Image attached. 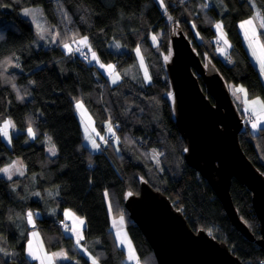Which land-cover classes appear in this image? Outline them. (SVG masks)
Wrapping results in <instances>:
<instances>
[{
	"label": "trees",
	"instance_id": "trees-1",
	"mask_svg": "<svg viewBox=\"0 0 264 264\" xmlns=\"http://www.w3.org/2000/svg\"><path fill=\"white\" fill-rule=\"evenodd\" d=\"M208 1L205 8V0H162L161 5L157 0H0V122L9 117L18 129L10 146L0 135V168L14 156L24 164L23 175L11 179L0 175V264H7L9 258L17 264H33L25 256L26 211H42L41 202L31 194L38 191L44 196L50 188L57 192L48 199L46 215L34 214L44 248H64L77 258V263L58 264H91L58 225L64 207L84 217L80 243L98 264H129L110 228L111 212L124 214L138 263L156 264L152 248L124 207L126 196L138 192L141 179L166 195L192 229H203L224 242L244 264H264L263 248L233 227L206 179L185 162V143L174 121L165 57L161 58L149 39L151 31L162 29L158 43L168 51L167 34L181 29L199 57L214 63L227 86L242 83L248 97L260 96L264 101V78L248 54L239 28L241 19L255 10L264 12V0H255V8L251 0ZM32 5H41L59 42L34 46L31 23L19 13ZM163 9L171 16L170 22ZM216 22L223 23L231 45L223 53L215 40ZM79 35L88 37L102 61H114L121 71L132 61V48L139 43L151 81L144 84L123 74L111 85L101 74L97 77L93 64L61 46L63 40ZM111 39L128 50H110L107 43ZM73 98L83 100L98 129H103V120L112 124V139H99V147L94 149L85 144ZM238 110L241 114L242 109ZM248 120L251 115L243 118L240 145L264 174V127L252 132ZM28 126L34 127L36 135L26 142ZM47 139L54 144L55 155L46 151ZM151 148L158 158L148 153ZM229 191L239 217L259 237L251 192L234 178Z\"/></svg>",
	"mask_w": 264,
	"mask_h": 264
},
{
	"label": "water",
	"instance_id": "water-1",
	"mask_svg": "<svg viewBox=\"0 0 264 264\" xmlns=\"http://www.w3.org/2000/svg\"><path fill=\"white\" fill-rule=\"evenodd\" d=\"M170 46L164 67L175 125L185 143L183 158L206 179L233 227L264 250V174L241 148L238 134L243 118L238 107L217 67L210 59L199 57L181 29L171 33ZM233 178L251 192L259 237L233 204L229 191ZM131 194L124 207L152 248L156 264H244L224 242L203 229H192L169 198L146 180L141 179L138 192ZM28 212L32 211H26L27 226L34 228L37 220L33 215L29 223ZM7 264L17 262L11 259Z\"/></svg>",
	"mask_w": 264,
	"mask_h": 264
},
{
	"label": "rangeland",
	"instance_id": "rangeland-1",
	"mask_svg": "<svg viewBox=\"0 0 264 264\" xmlns=\"http://www.w3.org/2000/svg\"><path fill=\"white\" fill-rule=\"evenodd\" d=\"M157 1H158L159 5H161L162 0H157ZM205 4L210 5L208 0H205ZM205 4H203V5H205ZM25 9H35V10H37L36 13H35V19L31 15L30 16L24 15V10ZM255 11H257V10H255ZM255 11H254L253 15L255 14ZM163 12H164V15H165V18L167 19V21L170 22L172 20V18L169 19V17H171V16L168 14L167 10H164L163 9ZM19 13L23 17L28 18L29 22L31 23V26H32L33 31H34L33 44H34L35 47H39V46H51V45H54L57 41L59 42V38L57 37V33H56V31H54L53 26L48 22L47 18L45 17L41 5H32V6H29V7H24V8H22V9L19 10ZM251 17L252 16H249V17L243 18L241 20L244 21V20L249 19ZM37 23H39V25L45 30L42 33L43 34V39H41V36L38 34ZM239 28H240V24H239ZM240 30H241V34H242V38H243L242 39L243 44H244V46H245V48H246L249 56L251 57V59L253 60V62L255 63V65L258 66V68L260 70L259 63H258L256 57H254L252 55V51L248 47V42L245 40L243 30L241 28H240ZM59 32H61V34L64 35V36H66L67 38L69 36H71L64 29H61L60 30V28H59ZM163 34H164V31L162 29H158L156 32L155 31H151L149 33V39L152 42V44L155 45V50L160 53L161 58L168 57V55H169L168 54V51L170 53V50H171V46H170V36H169V34H167V38L169 40L168 51H163L161 49V47L159 46L158 41H159V39H160V41L162 40ZM215 35H216L215 40L217 41V44H218V34H217V31H216V34ZM85 36L86 35H79V36L75 37V40H79L80 38L85 37ZM153 36H156L157 37V41L155 43L152 40V37ZM69 38H71V37H69ZM67 40H69V39L63 40L64 43H62V45H61L62 48L64 49V51L67 52V53H69L68 49L64 48V46H63L65 43H68L71 46V48L73 49L72 52H74L75 49L78 48V47L81 48V50L86 49L87 50V53L85 55H82V56H84V57L86 56L87 59L86 58L85 59L90 64H93V68H94V72H95L96 76L97 77H100V74H101L104 77V80L106 79L108 82H110L111 85L114 84V83H112V80L116 77V74L117 73H119V77L120 78L124 74V75H126L128 77H131V78H133V79H135L137 81H140V82H142L144 84H148L151 81V79H150V81H146L145 80V68H147L148 75L151 77V75L149 73V69H148V67L146 65V62H145V58L143 57L144 58V66H141L140 59L137 56V53L135 51V49L139 46L140 49H141V55L143 56V54H142V47H141V45L139 43L132 48V52H133L132 61L126 63L121 68L122 69V71H121V70L118 69V67H117V65H116V63L114 61H107V62L102 61L98 57L97 53L91 48L92 51H94L96 53L97 57L99 58L100 63H103L105 65H113L114 66V69H112V70H109L106 67L105 68H101L100 67V63H97L96 60H92V58H91V52H89V50H88L87 47L82 46V45H79L78 43H75L74 42V39H71L70 41H67ZM117 45H118V47H117ZM107 47L110 50H112V51H114L116 53L121 52V51L128 50L127 47L121 45L118 41H116L114 39H111L107 43ZM77 53L81 55L80 52H77ZM257 54L258 55L260 54L259 51L257 52ZM261 77L264 78L263 75H261ZM120 78H119V80H120ZM118 81H117V83H118ZM229 85H230L228 87L229 92H230V89L233 90V92H234V89L240 88V87L246 89L245 85L242 84V83H230ZM242 94L243 93H240L241 97H242ZM230 95H231V93H230ZM254 97L261 99L260 96H254ZM254 97H251L250 101L253 100ZM234 98L237 99V97H234ZM77 101H80L83 104V108L80 109V110H78L76 108V102ZM73 103H74L75 111H76V113H77V115L79 117V120H80L81 130H82V133L84 135V142L91 149H94L95 147L93 146L92 140H94L95 143H97L98 140L101 139V137L104 136L105 130L108 128L109 121L108 120H103V129L102 130L100 128L98 129L97 126L95 125V121H94L93 116L91 115V113L89 112V110L87 109V107L85 106L83 100L81 98H73ZM242 114H243V118H246V117L248 118V116H249L247 114V112H245V111H241V115ZM252 119H253V117H252ZM5 121H11V119L9 117H6L5 119H3L0 122V126H3V124H4ZM250 125H251L252 132H255L258 129V128L253 129L252 124H250ZM29 127H31L33 129V131H34V133L36 135V130L34 129V127H32V126L26 127L25 128V131L27 133L26 142L33 140V137H30L28 135V132H27V129ZM93 129H95V131H93ZM8 131H9V136L11 138L12 134L16 133L18 131V129L16 127H10ZM97 133L99 135H97ZM1 137L4 140L5 144L8 145V146H10L11 143H9V140L7 138L3 137L2 135H1ZM44 145H45V149L48 152V154L52 155V153L49 151V148H51L54 145L52 143V141L47 139V140L44 141ZM148 153L149 154H154V156L158 158V153L155 152L154 149H152V148L149 149ZM14 162L17 164V167L20 169V171L23 172L24 171V164H23V162H22V160H21V158L19 156H14L13 157V160L9 164H6V165H4L1 168L7 167L11 163H14ZM0 175L8 178V175L5 174V173H3V172H0ZM18 175H21L20 172L17 171L15 168H13L12 169V176H11V178L12 177H15V176H18ZM45 192H47V193L44 196H42L41 193H39L38 191L37 192H34V191L32 192L31 198L32 199H38L41 202V204H42V211L39 208H33V210H32L33 215L34 214L36 216H41L42 214H45L46 215L47 208L49 207L48 206V199L50 198V196H52L54 193L57 192V188H50V190H46ZM37 193L39 195H37ZM108 205H109V208L111 210L110 204H108ZM42 212H44V213H42ZM48 214H50V213H48ZM123 215H124L123 213L118 214V215H113L112 212H111V217L116 218V219H119V224H116V225L115 224L114 225L113 224H110V228L113 231L115 242L117 243V245L119 247H121L124 250V260L127 263H131V262H134L135 259L129 260L128 257H129V254H130V250L134 249V251H135V247H134L133 241H132V239H131L128 231H127V228H126L127 227V221L125 220V218L123 217ZM77 216L79 218H82L84 220V226H85V219H84V217H82L80 215H77ZM121 217H123V223H120ZM65 222L68 223V221L65 220L62 224H60L59 227H63L64 224H65ZM68 225H69V223H68ZM84 226H83V229H84ZM64 231H65V228H64ZM83 236H84V233H83ZM29 241L32 242V250L36 254H38V255H40L42 257L45 254H47V255L50 256L52 253H58V252L63 251L65 253H67L68 257L70 258V259H56V258H54L53 264H58L59 262H63V261H58V260H64V261H68V262L69 261L70 262H73V260H76L77 261V258L76 257H74V258L70 257V255L68 254V252L64 248H58V249L52 250L51 252L50 251H46V249L44 248V245H43L41 236H40L39 229H38V227H34V228H30V229L28 228L27 229V231H26V243H25V256H26L27 259H29L31 262H33V264H40V261L39 260L32 259V257L29 256ZM121 241H123V243H121ZM86 254L89 255V257L92 258L91 254L88 251L86 252ZM135 255H136V251H135ZM9 260H11V259L9 258ZM134 264H141V263L136 262Z\"/></svg>",
	"mask_w": 264,
	"mask_h": 264
},
{
	"label": "snow or ice",
	"instance_id": "snow-or-ice-1",
	"mask_svg": "<svg viewBox=\"0 0 264 264\" xmlns=\"http://www.w3.org/2000/svg\"><path fill=\"white\" fill-rule=\"evenodd\" d=\"M251 2H252L253 7L255 8V0H251ZM203 7L207 8L208 5L205 4V5H203ZM36 11L37 10H35V9H25L24 15H26V16L31 15L35 19ZM169 19H171V17H169ZM214 27L216 28V31L218 34V43L220 41H223L224 45H226L227 47H231V45L229 44V42L227 40V34L224 32L223 23L222 22H216L214 24ZM193 28H195V25H193ZM240 28L244 32L245 40L248 42V47L252 51V55L254 57H256L258 63L260 64L261 74L264 75V42H261V39H260V37L262 35L260 30H264V12L257 10L251 18L246 19V20L241 22ZM37 30H38V34L41 36V39H43L42 33L45 30L39 25V23H37ZM73 39H74L75 43H78L79 45L87 47L89 52H91L92 60H96L97 63H100L99 58L97 57L96 53L94 51H92L91 45L88 43V37L87 36L82 37L79 40H75V38H73ZM152 40L155 43L157 41V37L153 36ZM63 46H64V48L68 49L69 52L73 51V49L71 48V46L68 43H65ZM117 47H118V45H117ZM75 51L80 52L81 55H84L81 48H79V47L76 48ZM135 51L137 53V56L140 59L141 66H144V58L141 55L140 47L138 46L135 49ZM220 51L223 53L226 51V48H221ZM258 51L260 53L259 55L257 54ZM85 58L87 59L86 56H85ZM165 59H168V57H165ZM100 67L101 68L106 67L109 70L114 69L113 65H105L103 63H100ZM119 78H120L119 73H117L116 77L112 80V83H114V84L117 83ZM150 79H151V77L148 75L147 68H145V80L150 81ZM13 87H15V85H13ZM235 93H243L244 94L245 105H246L245 112L251 111L252 115L256 117L255 121L252 122L253 129L260 127L261 123L264 122V101H261L259 98L248 101L247 100V95H248L247 90L242 88V87L234 89V95H235ZM237 99L239 100L240 97L237 96ZM257 105L260 106V112L259 113H257L256 108H255V106H257ZM76 108L78 110L82 109L83 108L82 102L77 101L76 102ZM10 127H15V125L11 121H5L3 126H0V135L7 138L9 140V143H11V138L9 136V131H8ZM93 131H95V129H93ZM108 131L114 135L113 128H112V125L110 123L108 125ZM27 132H28V135L30 137L34 138L35 133L31 127H29L27 129ZM97 135H99V134L97 133ZM101 139H104V137H101ZM92 143H93L94 147H97V148L99 147V145L96 144L94 140H92ZM49 151L53 155H55V146L53 145L51 148H49ZM13 168H15L17 171H19L21 175H23V172L20 171V169L17 167V164L15 162L11 163L7 167L0 168V172L7 174L8 178L11 179ZM37 195H39V194L37 193ZM128 195H132V194L129 193ZM64 216H65L66 220L71 219L73 221V224L71 226H69L68 224L65 223L64 227H65V231L72 232L73 235L76 236V245L79 247L80 242L84 239L83 231H82V226L84 225V220L79 218V217H76L73 213H71L69 211H65ZM27 218H28L29 223H32L33 213L28 212ZM76 221H78L79 223L77 224ZM115 223H116V221H114V224ZM120 223H123V217H121ZM121 243H123V241H121ZM29 256H31L32 259L39 260L40 264H53L54 258H56V259H69L67 253H65L63 251L58 252V253H52L50 256L45 254L42 257V256L36 254L32 250V242L31 241H29ZM91 259H92V264H98V260L96 258L93 257ZM128 259L129 260L136 259L134 249L130 250V254H129Z\"/></svg>",
	"mask_w": 264,
	"mask_h": 264
},
{
	"label": "crops",
	"instance_id": "crops-1",
	"mask_svg": "<svg viewBox=\"0 0 264 264\" xmlns=\"http://www.w3.org/2000/svg\"><path fill=\"white\" fill-rule=\"evenodd\" d=\"M255 12H256V11H255ZM251 16H253V14H252ZM241 22H242V20H241ZM241 22H240V24H241ZM260 31H261V33H262V35H261V37H260V38H261V41L264 42V40H263L264 30H260ZM228 42H229V41H228ZM219 47H220V49H221V48H226V51L229 49V47H227L226 45L223 44V41H220V42H219ZM226 51H225V52H226ZM256 67H257L259 73L261 74V72H260L258 66H256ZM259 67H260V64H259ZM261 75H262V74H261ZM263 76H264V75H263ZM229 86H230V85L228 84V87H229ZM230 93H231V97H232V99L234 100V102L236 103V105L238 106V108H239V109H242L241 111H245V107H246V105H245V97H244V94H242V97H241L240 93H235V95H234V92H233V90H231V89H230ZM237 96L240 97L239 100H237L236 98H234V97H237ZM250 99H251V97H248V96H247V100L250 101ZM253 99H256V97H254ZM259 99H260V98H259ZM260 100H261V99H260ZM261 101H262V100H261ZM255 108H256L257 113H259V112H260V106L257 105V106H255ZM247 114H248V115H251V116L253 117V119H252L251 121L248 120L249 128L251 129V125H250V124H252V122L255 121L256 117L252 115V112H251V111L247 112ZM260 127H264V122L261 123ZM260 127H258V128H260ZM257 130H258V129H257ZM257 130H256V131H257ZM251 131H252V130H251ZM82 134H83V133H82ZM83 137H84V135H83ZM55 153H56V149H55ZM52 155H53V154H52ZM108 208H109V207H108ZM65 211H69V212L73 213L76 217H78V216H77V215H76L71 209H69L68 207H64V208L61 210V214H62V217H63L65 220H66V218H65V216H64V212H65ZM123 217H124V215H123ZM124 218H125V217H124ZM81 219H82V218H81ZM66 221H68L69 226H71V225L73 224V221H72L71 219H67ZM114 221H116L115 225H116V224H119V219L113 218V217H111V214H109V223L114 225ZM68 223H67V224H68ZM76 223L78 224L79 222L76 221ZM83 226H84V225H83ZM83 226H82V231H83ZM64 233H65L66 235L70 236V237L73 239V242L76 244V236L73 235L72 232H67V231H65ZM81 242H82V241H81ZM77 247H78V246H77ZM78 248L80 249V253H82V254L85 256V258H87V260H89V262L92 264V259H91V257H89V255L86 254V252L88 251L87 248H86V246H84V245L82 246L81 243H80V246H79ZM50 252H51V251H50ZM88 252H89V251H88ZM91 256H92V255H91ZM135 257H136V255H135ZM92 258H93V256H92ZM69 259H70V258H69ZM58 261H64V260H58ZM73 262H74V263H77L76 260H73ZM136 262H138V261H137V258L135 259L134 262H131V263H129V264H134V263H136Z\"/></svg>",
	"mask_w": 264,
	"mask_h": 264
},
{
	"label": "bare ground",
	"instance_id": "bare-ground-1",
	"mask_svg": "<svg viewBox=\"0 0 264 264\" xmlns=\"http://www.w3.org/2000/svg\"><path fill=\"white\" fill-rule=\"evenodd\" d=\"M82 52L84 53V55L87 53V50L86 49H83ZM82 56V55H81ZM83 58H85L84 56H82ZM117 65V64H116ZM121 80V78H120ZM133 193V192H132ZM63 209V208H62ZM64 218L61 216V218L58 220L59 223L62 224V222H64Z\"/></svg>",
	"mask_w": 264,
	"mask_h": 264
},
{
	"label": "built area",
	"instance_id": "built-area-1",
	"mask_svg": "<svg viewBox=\"0 0 264 264\" xmlns=\"http://www.w3.org/2000/svg\"><path fill=\"white\" fill-rule=\"evenodd\" d=\"M112 125V124H111ZM108 129V128H107ZM113 138V136H112V133H108V132H106L105 133V139L106 140H110V139H112ZM61 224V223H60Z\"/></svg>",
	"mask_w": 264,
	"mask_h": 264
},
{
	"label": "clouds",
	"instance_id": "clouds-1",
	"mask_svg": "<svg viewBox=\"0 0 264 264\" xmlns=\"http://www.w3.org/2000/svg\"><path fill=\"white\" fill-rule=\"evenodd\" d=\"M242 117H243V114H242ZM106 132H107V129H106L105 133H106ZM105 133H104V136H103L104 139H102L103 142L107 141V140L105 139ZM65 223H66V222H65ZM58 224H59V226H60V223H59V222H58ZM66 224H67V223H66ZM61 228L64 229L65 227L63 226V227H61Z\"/></svg>",
	"mask_w": 264,
	"mask_h": 264
}]
</instances>
